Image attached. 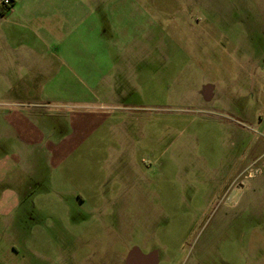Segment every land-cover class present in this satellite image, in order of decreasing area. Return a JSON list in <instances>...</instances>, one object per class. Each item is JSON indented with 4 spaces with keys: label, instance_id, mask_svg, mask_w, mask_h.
Returning <instances> with one entry per match:
<instances>
[{
    "label": "rangeland",
    "instance_id": "rangeland-1",
    "mask_svg": "<svg viewBox=\"0 0 264 264\" xmlns=\"http://www.w3.org/2000/svg\"><path fill=\"white\" fill-rule=\"evenodd\" d=\"M123 1L129 30L139 37L114 36L110 25L113 41L99 43L87 84L94 101L82 120H66L67 129H77L76 148L59 165L49 162V179L33 196L29 234L14 243L17 261L125 264L136 247L155 251L158 264H264L263 187L254 181L243 195L237 188L248 171L264 182V168L229 171L228 159L244 143L203 105L206 80H214L210 62L196 31L181 22L186 3L192 14L197 6Z\"/></svg>",
    "mask_w": 264,
    "mask_h": 264
},
{
    "label": "crops",
    "instance_id": "crops-1",
    "mask_svg": "<svg viewBox=\"0 0 264 264\" xmlns=\"http://www.w3.org/2000/svg\"><path fill=\"white\" fill-rule=\"evenodd\" d=\"M193 2L197 12L192 14L187 2L181 22L196 31L210 62L214 80H206L203 105L225 117L219 126L235 143H244L228 159L233 163L229 171L244 174L257 164L264 168V0ZM129 12L123 0H10L8 6L0 0V264H27L24 257L17 261L14 243L29 234L35 190L45 187L49 162L59 165L76 148L77 129H67L66 120H82V109L94 101L87 85L91 59H98L99 43L113 41L110 25L117 30L114 36L139 37L129 30L124 15ZM221 97L227 101L222 107ZM252 173L237 187L241 195L254 181L264 194V182ZM235 181L224 189L226 197ZM260 200L264 203V196ZM141 250L136 264L159 263L155 251ZM128 254L125 264H130Z\"/></svg>",
    "mask_w": 264,
    "mask_h": 264
},
{
    "label": "water",
    "instance_id": "water-1",
    "mask_svg": "<svg viewBox=\"0 0 264 264\" xmlns=\"http://www.w3.org/2000/svg\"><path fill=\"white\" fill-rule=\"evenodd\" d=\"M138 252V248H132L127 256V262L129 261L130 263H132V260L138 257Z\"/></svg>",
    "mask_w": 264,
    "mask_h": 264
},
{
    "label": "built area",
    "instance_id": "built-area-1",
    "mask_svg": "<svg viewBox=\"0 0 264 264\" xmlns=\"http://www.w3.org/2000/svg\"><path fill=\"white\" fill-rule=\"evenodd\" d=\"M1 4L3 6H8L10 4V0H1Z\"/></svg>",
    "mask_w": 264,
    "mask_h": 264
},
{
    "label": "flooded vegetation",
    "instance_id": "flooded-vegetation-1",
    "mask_svg": "<svg viewBox=\"0 0 264 264\" xmlns=\"http://www.w3.org/2000/svg\"><path fill=\"white\" fill-rule=\"evenodd\" d=\"M134 260H135V259H134ZM134 260H132V263H130V264H136V262H135Z\"/></svg>",
    "mask_w": 264,
    "mask_h": 264
}]
</instances>
